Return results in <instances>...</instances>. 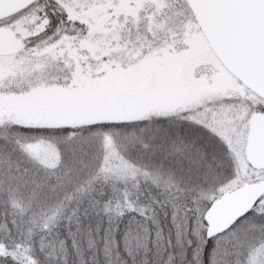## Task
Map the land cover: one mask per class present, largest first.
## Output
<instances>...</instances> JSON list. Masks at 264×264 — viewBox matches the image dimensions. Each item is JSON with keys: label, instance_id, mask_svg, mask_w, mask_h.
I'll return each instance as SVG.
<instances>
[{"label": "snow or ice", "instance_id": "6c2138e0", "mask_svg": "<svg viewBox=\"0 0 264 264\" xmlns=\"http://www.w3.org/2000/svg\"><path fill=\"white\" fill-rule=\"evenodd\" d=\"M92 216L264 264V0H0V264Z\"/></svg>", "mask_w": 264, "mask_h": 264}, {"label": "rangeland", "instance_id": "374dc122", "mask_svg": "<svg viewBox=\"0 0 264 264\" xmlns=\"http://www.w3.org/2000/svg\"><path fill=\"white\" fill-rule=\"evenodd\" d=\"M105 226L106 222L92 216L83 219L80 226L68 223V230L58 228L61 235L55 232L45 242L47 251L42 259L45 264H55L54 258L57 256L66 257L63 264H122L121 255L127 256L129 251H135L140 253L136 256V264H143L141 255L146 248L151 247L146 242V233L129 232L125 235L124 225H121L119 232H105ZM161 251L160 248H154L148 252L149 260L155 255V264H162L159 259Z\"/></svg>", "mask_w": 264, "mask_h": 264}, {"label": "trees", "instance_id": "16d2710c", "mask_svg": "<svg viewBox=\"0 0 264 264\" xmlns=\"http://www.w3.org/2000/svg\"><path fill=\"white\" fill-rule=\"evenodd\" d=\"M63 223V222H62ZM58 228L59 229H67L68 230V223H65V224H60L58 227H57V229L54 231V233L55 232H57V233H59L60 234V231H58ZM55 235V234H54ZM61 235V234H60ZM108 241L111 243V241L108 239ZM112 245H113V243H112Z\"/></svg>", "mask_w": 264, "mask_h": 264}]
</instances>
